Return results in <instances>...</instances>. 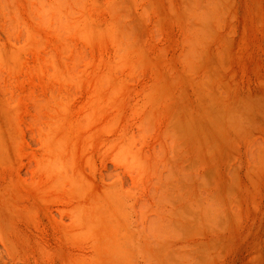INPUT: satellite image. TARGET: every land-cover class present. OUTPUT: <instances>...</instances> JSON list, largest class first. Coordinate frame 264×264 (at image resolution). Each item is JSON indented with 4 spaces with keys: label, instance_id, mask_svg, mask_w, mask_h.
<instances>
[{
    "label": "rangeland",
    "instance_id": "rangeland-1",
    "mask_svg": "<svg viewBox=\"0 0 264 264\" xmlns=\"http://www.w3.org/2000/svg\"><path fill=\"white\" fill-rule=\"evenodd\" d=\"M0 264H264V0H0Z\"/></svg>",
    "mask_w": 264,
    "mask_h": 264
}]
</instances>
